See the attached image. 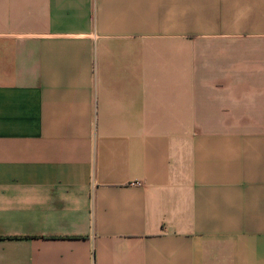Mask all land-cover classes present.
Returning a JSON list of instances; mask_svg holds the SVG:
<instances>
[{
    "label": "crops",
    "instance_id": "1",
    "mask_svg": "<svg viewBox=\"0 0 264 264\" xmlns=\"http://www.w3.org/2000/svg\"><path fill=\"white\" fill-rule=\"evenodd\" d=\"M0 264H264V0H0Z\"/></svg>",
    "mask_w": 264,
    "mask_h": 264
}]
</instances>
